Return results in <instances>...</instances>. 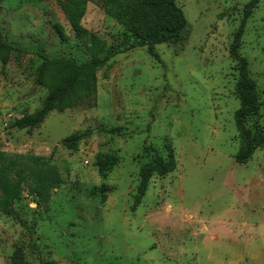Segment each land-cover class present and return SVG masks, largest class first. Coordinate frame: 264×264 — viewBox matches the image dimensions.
Wrapping results in <instances>:
<instances>
[{"label":"rangeland","instance_id":"374dc122","mask_svg":"<svg viewBox=\"0 0 264 264\" xmlns=\"http://www.w3.org/2000/svg\"><path fill=\"white\" fill-rule=\"evenodd\" d=\"M99 2H88L82 25L106 47L125 45L129 33ZM176 3L188 27L156 46L160 60L147 47L118 54L98 72L92 102L21 128L15 121L48 93L35 82L40 52L91 56L56 0H0V40L21 50L0 62V152L46 157L62 178L49 202L26 190L11 214L0 211V264L21 244L30 263L264 264V148L247 164L235 160L239 71L230 55L250 10L240 53L264 127V0ZM169 143L175 170L154 174L140 194L141 167L166 159ZM100 153L117 158L107 177ZM103 184L105 202L90 196Z\"/></svg>","mask_w":264,"mask_h":264},{"label":"trees","instance_id":"16d2710c","mask_svg":"<svg viewBox=\"0 0 264 264\" xmlns=\"http://www.w3.org/2000/svg\"><path fill=\"white\" fill-rule=\"evenodd\" d=\"M75 34L81 38L91 56L90 60L79 62L74 56L51 58L40 52L42 62L36 70L35 82L47 90L40 110L26 115L15 123L21 128L36 127L42 124L53 112H64L86 101L92 102L98 89V72L116 55L132 49L147 47L148 53L159 58L156 46L181 38L187 30L188 20L176 0H100L106 13L119 21L129 33L125 45L113 44L106 47L101 38L82 25L87 4L93 0H56ZM251 5L248 6V9ZM248 10L235 32L230 47L231 58L237 61L239 78L235 93L240 100V107L235 112V123L239 132L240 147L235 155L236 162L247 164L258 149L264 148V127L260 120V102L256 83L250 78L248 61L240 53L242 37ZM60 35L63 31L57 27ZM14 45L0 40V62L7 64L15 52H20ZM255 125L250 126L251 120ZM14 123V124H15ZM75 133L71 138L76 137ZM168 157L155 158L145 163L140 169L139 192L144 194L154 174L165 176L176 168L174 148L167 145ZM117 158L108 153L97 156V168L103 177L113 171ZM62 178L50 165V160L41 156L11 154L0 152V211L11 214L14 203L23 192L35 196L39 201L49 202L52 192ZM108 189L106 184L94 187L90 196L105 202ZM24 246L15 247L11 264H59L55 260L30 263L24 256Z\"/></svg>","mask_w":264,"mask_h":264}]
</instances>
